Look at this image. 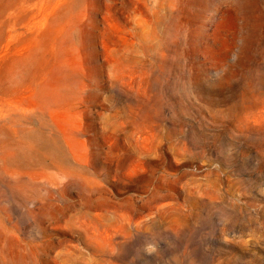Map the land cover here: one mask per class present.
<instances>
[{
  "label": "rangeland",
  "instance_id": "obj_1",
  "mask_svg": "<svg viewBox=\"0 0 264 264\" xmlns=\"http://www.w3.org/2000/svg\"><path fill=\"white\" fill-rule=\"evenodd\" d=\"M0 264H264V0H0Z\"/></svg>",
  "mask_w": 264,
  "mask_h": 264
}]
</instances>
